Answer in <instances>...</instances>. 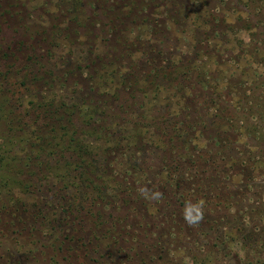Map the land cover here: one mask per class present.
I'll use <instances>...</instances> for the list:
<instances>
[{"label":"rangeland","instance_id":"374dc122","mask_svg":"<svg viewBox=\"0 0 264 264\" xmlns=\"http://www.w3.org/2000/svg\"><path fill=\"white\" fill-rule=\"evenodd\" d=\"M67 123L87 177L57 170L72 151L48 150ZM0 146L21 157L0 172V264H214L255 249L264 0H0ZM201 200L189 223L184 204Z\"/></svg>","mask_w":264,"mask_h":264},{"label":"trees","instance_id":"16d2710c","mask_svg":"<svg viewBox=\"0 0 264 264\" xmlns=\"http://www.w3.org/2000/svg\"><path fill=\"white\" fill-rule=\"evenodd\" d=\"M54 112H57V110H55ZM63 127L65 128V131L63 133L59 132L56 125H54L53 128L50 129L48 137V150L49 152H51V147H59L61 152L72 151V155L77 159L74 162L70 163V165L69 163L58 165L57 170H59V172H62L70 168L73 171H80L83 177H87V175L90 173V171L88 170L90 163L88 157L85 154V147L75 138L76 131L74 130V127L72 125L67 123ZM45 148L44 146L42 147L43 150ZM20 160L21 157H19V155L14 151L12 147L3 148L2 146H0V172H2V168L6 171V167H8L9 170L12 171H15L16 168L20 170ZM185 197L187 196H184L183 194L179 196L180 202ZM181 203L183 204V201ZM186 204L187 203H185L184 205Z\"/></svg>","mask_w":264,"mask_h":264},{"label":"flooded vegetation","instance_id":"af4514ba","mask_svg":"<svg viewBox=\"0 0 264 264\" xmlns=\"http://www.w3.org/2000/svg\"><path fill=\"white\" fill-rule=\"evenodd\" d=\"M259 244L255 249H248L246 247L248 245H245L244 248L249 252L244 254L221 255V261L214 264H264V240L260 241Z\"/></svg>","mask_w":264,"mask_h":264},{"label":"clouds","instance_id":"9594fccd","mask_svg":"<svg viewBox=\"0 0 264 264\" xmlns=\"http://www.w3.org/2000/svg\"><path fill=\"white\" fill-rule=\"evenodd\" d=\"M204 201H198L196 204L187 203L185 205L184 216L189 223H196L203 218Z\"/></svg>","mask_w":264,"mask_h":264}]
</instances>
